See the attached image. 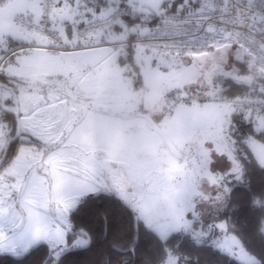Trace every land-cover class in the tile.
<instances>
[{"label":"snow or ice","instance_id":"obj_1","mask_svg":"<svg viewBox=\"0 0 264 264\" xmlns=\"http://www.w3.org/2000/svg\"><path fill=\"white\" fill-rule=\"evenodd\" d=\"M0 264H264V0H0Z\"/></svg>","mask_w":264,"mask_h":264}]
</instances>
